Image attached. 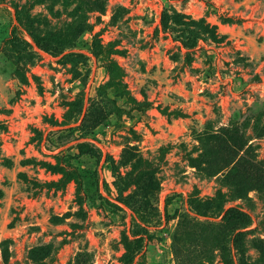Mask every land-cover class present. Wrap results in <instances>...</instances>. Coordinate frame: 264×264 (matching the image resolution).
<instances>
[{"label": "rangeland", "instance_id": "374dc122", "mask_svg": "<svg viewBox=\"0 0 264 264\" xmlns=\"http://www.w3.org/2000/svg\"><path fill=\"white\" fill-rule=\"evenodd\" d=\"M0 264H264V0H0Z\"/></svg>", "mask_w": 264, "mask_h": 264}, {"label": "trees", "instance_id": "16d2710c", "mask_svg": "<svg viewBox=\"0 0 264 264\" xmlns=\"http://www.w3.org/2000/svg\"><path fill=\"white\" fill-rule=\"evenodd\" d=\"M199 23H200L201 27H203L204 29L210 30L213 28V26L210 23H206L205 21H200ZM109 66L111 68V82L109 84L111 86L115 87V89H118V90L123 91V92L126 91L125 90L126 85L122 81V78L120 76L121 73L117 72L115 74H112V71H116V69L119 68V65L115 61L111 60L109 62ZM114 80H118V81L116 82ZM226 212H227V214H238V215H240V217H242L244 219L247 217V215H245L243 212L237 211L233 208L228 209Z\"/></svg>", "mask_w": 264, "mask_h": 264}]
</instances>
